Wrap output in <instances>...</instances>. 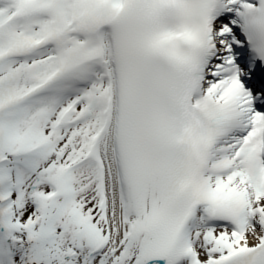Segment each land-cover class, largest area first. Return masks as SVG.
<instances>
[{
  "label": "snow or ice",
  "instance_id": "obj_1",
  "mask_svg": "<svg viewBox=\"0 0 264 264\" xmlns=\"http://www.w3.org/2000/svg\"><path fill=\"white\" fill-rule=\"evenodd\" d=\"M0 264H264V0H0Z\"/></svg>",
  "mask_w": 264,
  "mask_h": 264
}]
</instances>
